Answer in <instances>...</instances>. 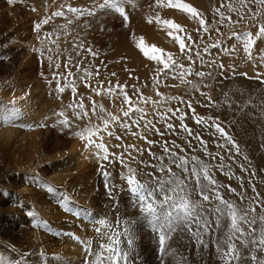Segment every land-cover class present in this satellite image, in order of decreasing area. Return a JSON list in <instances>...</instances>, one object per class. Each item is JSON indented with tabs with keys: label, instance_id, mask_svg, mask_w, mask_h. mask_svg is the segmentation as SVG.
<instances>
[{
	"label": "rangeland",
	"instance_id": "374dc122",
	"mask_svg": "<svg viewBox=\"0 0 264 264\" xmlns=\"http://www.w3.org/2000/svg\"><path fill=\"white\" fill-rule=\"evenodd\" d=\"M183 2H188L202 15L207 32L203 31L199 20L195 18L194 23L190 24L185 19H175L174 22L183 29L179 33L157 23V15L165 20L170 12L169 8L155 6V0H133L131 4H123L128 15L127 27L123 17L110 8L96 7L95 15L92 16L87 13L76 16L66 12L69 4L81 9H92L103 3V0H0V113L12 106V109H28L43 114L37 119V125L23 126L22 132L15 135V141L11 140L7 146L0 144V264H45L47 255L52 252L55 255V248L63 247L61 235L68 236L74 232L75 223L72 220H81L84 231L89 229L92 232L97 213L108 217L104 219L105 232L109 235L114 230L121 233L118 247L130 251L132 259L129 264H160L157 259L158 233L153 232L149 218L137 205L135 194L130 192L126 180L121 178L122 174L127 173V168L118 158L110 157L109 161L103 162V170L110 176L102 173L97 158L86 156L85 167L72 171L67 178L57 180L50 174L57 172L55 163L59 160L52 156L61 151L62 143L67 142L69 133L90 125H103L104 119H110L109 113L120 118L117 127L112 126L114 135L109 152L117 157L123 154L127 166L136 170L137 179L147 183L150 189L157 186V178L160 184L167 187L164 178L169 173L167 170L161 173L158 168L161 163L168 165L175 176L185 181L188 198L203 206L197 211H202L210 221L208 233L204 236L207 248L198 245L186 230L177 228L166 241V250L171 254L166 257L165 264H223L218 258L216 245L220 244L227 250L226 240L235 243L240 253L241 259L234 264H253L250 259L253 253L252 237L243 238L249 240L247 247L237 239L240 236L238 232L229 240L231 217L227 209L213 199L211 191L207 193L209 201L202 200L201 190L197 188L191 173L194 163L191 158L196 157L208 166L209 175L218 186L217 191L223 200L234 206L238 217L247 214L249 218L256 219L252 227L257 230L253 236L258 237L260 230L264 229V221L259 219L264 216V36L254 38L253 35L264 25V7L254 3L243 7L240 0H214L215 3L211 2L207 6L197 1ZM221 4L225 6L221 7ZM228 4L235 10H229ZM218 8L226 18L222 24L219 23L221 16L216 11ZM258 8L260 15L252 19V14ZM56 11H65V16L53 17L42 26L39 33L34 30L36 23L51 17ZM149 16L153 17L151 23L148 21ZM69 20L71 23H68ZM161 31L164 32L163 36L159 35ZM169 31L183 36L186 44L189 43L187 36L191 35L194 42L191 60L180 52L178 42L168 34ZM46 33L53 35L47 38ZM232 33H237V36H232ZM247 34H251L255 40L251 57L244 51ZM141 39L149 50L155 46L163 50L162 54L172 53L173 59L185 69L190 66L191 72L185 74L183 80L178 73H169L167 76L161 74L157 78L156 69L162 65L141 51L137 46ZM161 39H164V45ZM27 42L32 47L28 48ZM89 47L97 53L95 57L88 53ZM205 48H208L207 52ZM197 52H200L199 57ZM254 54L258 59L253 63L254 67L248 69ZM57 63L59 68H56ZM66 63L69 64L67 69ZM77 64L80 66L79 72ZM85 68L91 72V76L85 75ZM69 71L73 75L68 79L75 80L77 87L75 96L70 88L62 94L55 93V81L49 85L48 80H52L53 73H56L63 85ZM200 72L204 75H197ZM257 73L260 74L259 78ZM81 76H84V80L80 79ZM157 79L158 83L155 82ZM117 84L124 85V91L134 106L144 110L143 119H139L141 113L136 111L130 117L123 116L129 105L124 102ZM109 86L115 91H105ZM93 88L100 89V94L93 92ZM15 91L17 96L13 95ZM141 96L144 100L140 99ZM81 97L88 116L78 120L68 105L79 101ZM93 102L96 105L95 115L92 112ZM189 103L196 115L206 119L211 117L208 126L195 122ZM23 106L26 107L21 108ZM178 108L186 114L183 123L191 129V135L180 128L181 122L171 112L168 113V120H161L157 116V112L163 114L167 109L175 111ZM61 111L71 122L70 127L65 128L58 123L64 119L58 115ZM132 119H139V128L132 125L129 130L120 126L125 120L131 124ZM145 120H151L155 129H159L163 135L154 129L145 128ZM212 121L219 123L232 137L239 152L215 132L211 127ZM166 123H171L173 130H169ZM134 132L138 135H133ZM32 136L38 143L42 140L36 150L35 146H31ZM197 137L206 142L207 152ZM221 144L224 147H220ZM165 145L169 152L189 160L187 174L176 165L169 164L171 157L164 151ZM160 157L164 158L162 162L158 159ZM51 165L56 168L54 172L42 169ZM200 183H206L203 177ZM88 186L92 188V193L88 191ZM84 187L89 189L84 194L81 216H78L76 210L68 211L67 201L74 198L72 194L79 195L77 190H83ZM162 195L157 191L156 199H161ZM218 205L224 210V215L219 216V225L217 214L213 212ZM251 208H255L254 213L250 211ZM39 210L42 212L38 213ZM238 224L245 233L249 231L242 220L238 219ZM104 238L105 244L109 243ZM129 239L134 241L130 248L127 244ZM88 241L87 245L90 244L92 250L96 251L102 239L92 234ZM53 242L61 244L53 246ZM83 254L78 264H85L86 258L91 259L88 248ZM255 254L258 258L264 257V253L259 251H255Z\"/></svg>",
	"mask_w": 264,
	"mask_h": 264
},
{
	"label": "snow or ice",
	"instance_id": "6c2138e0",
	"mask_svg": "<svg viewBox=\"0 0 264 264\" xmlns=\"http://www.w3.org/2000/svg\"><path fill=\"white\" fill-rule=\"evenodd\" d=\"M132 2L133 0H103V3H99L92 9H81L77 7H72L69 4L66 7V12L75 14L76 16H83L85 15V13L92 16L95 15L96 7H98L99 9L110 8V9H114L115 12H118L123 17L124 25L125 27H127L128 15L125 12V8L123 4L125 3L131 4ZM250 3H254L261 7H264V0H240V4L243 7H247L248 4ZM155 6L164 7V8H173L186 12L193 18L199 20V24L203 28L204 32L208 31V28L205 26L206 22L202 18V15L197 11L195 7H193L188 3L183 2V0H155ZM224 6H225L224 4H221V7ZM227 7L229 10H235L232 8L231 4H228ZM216 11L219 12L221 16L219 23L221 24L224 23V20L226 19L224 17V14L220 12L219 8L216 9ZM249 11H251V9H249ZM258 15H260V8H258L257 11L252 14L251 18L255 19L256 16ZM63 16H65V11H56L52 13L51 17L42 19L40 20V22L36 23L34 25V30L39 33L42 26L48 24L53 17H63ZM155 19L157 23H162L166 26H169L171 29H175L176 33L183 31L182 26L180 24L175 23L174 21L161 20L159 15H157ZM227 19L231 21L230 17H227ZM152 20L153 17L149 16L148 17L149 23H151ZM68 23H71V20H69ZM217 31H219V29H217ZM168 34L170 36H173V38L178 42L180 52L184 54L189 60H191L192 43H194L192 41L191 35L187 36V40L189 41V43L186 44L185 38L183 36L174 34L173 31H169ZM52 35L53 33L45 34L47 38H50ZM256 35L264 36V25H261L259 27V31L257 32ZM232 36H237V33H232ZM217 44H219V41L217 42ZM254 44H255V40L252 38L251 34H247V40L244 43V51L248 53L249 57H251V49ZM137 46L151 60H155L158 64L162 65V67L156 69L157 78L161 74L167 76L169 73H172L173 75L178 73L180 78L183 80L185 74L191 72V67L189 66L187 69H185L182 64H178L173 59L172 53L162 54L163 50L155 46H152L151 50H149L148 48L144 47L142 39ZM80 47L83 48V45L81 44ZM87 51L89 54H91L94 57L97 55V53L93 52L90 47L87 49ZM204 51L207 52L208 48H205ZM41 55H43L42 52ZM77 55H79V53H77ZM196 55L199 57L200 52H197ZM48 59L51 60V57H48ZM201 62H203L202 58H201ZM59 67L60 65L59 63H57L56 68ZM68 67L69 64L66 63L65 68L67 69ZM76 67H77V71L79 72L80 71L79 64H77ZM220 67L222 68L223 65H220ZM83 71L85 75L91 76V72L87 68H85ZM98 72L99 69H97V73ZM41 75L43 76L44 73L42 72ZM72 75H73L72 72L69 71L67 73V76L64 77L65 82L62 85L60 81V76L57 75L56 73H53L52 80H48V84L51 85L54 80L55 93L62 94L65 92L66 89L70 88L73 96H75L77 92L75 80L70 81L68 79ZM197 75L203 76L204 73L200 72L197 73ZM259 76L260 74L257 73V78H259ZM80 79L84 80V76H81ZM155 82L158 83L159 80L157 79ZM116 87L120 89L121 94L124 97V102L129 105L128 110L123 112V116L130 117L131 113L133 111H136L141 113L139 119H143L144 110L134 106L130 97L124 91L125 86L117 84ZM92 90L97 95L100 94V89L93 88ZM105 91L112 93L115 91V89L109 86ZM140 99L144 100V97L141 96ZM68 107L74 110V115L78 120L88 116V113L84 111V103L82 97L79 99V101H74L73 103L69 104ZM188 107L191 110L193 114V119L195 120L196 123L204 124L205 126H208V121L211 120V117L206 119L205 117L196 115L195 109L191 107L190 103ZM75 109H79V111H75ZM15 111H16L15 108L11 109L6 116V120L11 121L13 119ZM92 112L93 115L96 114L95 102H93L92 105ZM169 112H171L172 116H174L176 119H178L181 122L180 128L185 132L189 133V135H191V129H189L187 125L183 123V121L186 118V114L183 112L182 109L178 108L175 111H173L172 109H167L163 114L157 112V116L161 120H168L170 118L168 116ZM177 113H179V115H177ZM58 115L60 117H64V119L59 120L58 123L62 124L65 128L71 126V122L65 116V113L63 111L59 112ZM109 117L110 119L103 120V127H100L99 125H92L90 127H86L84 131H74V135L78 136L81 140L86 141V143L84 144L85 149H88L89 146H94L98 150L96 151L95 156L98 162L101 164L102 166L101 170L105 176H110V174L103 170V162L109 161L110 157L112 159L118 158L120 163L122 165H125V167L127 168V173L122 174L121 178L126 180L130 192L135 194L137 198V205L138 207H140L141 211L145 213L149 218L153 232L158 233L157 259L160 261V264H165L166 257L171 254L169 251L166 250V241L171 238L172 234L177 230V228H180L182 231L186 230L196 240L198 245L202 244L205 248H207L208 245L207 242L204 240V236L208 233L210 227V221L208 220L207 216L203 215L202 211L201 212L197 211V208L202 209L203 206L199 202L194 203L188 198L187 186L185 184V181L175 176V174L172 173L171 168L168 165H164L163 163H161L158 168V171L163 173L165 170H167L169 173V176L164 178L167 187L160 184L159 178H157V186L154 189H150L147 183L140 182L137 179L136 170L127 166L128 162L123 158V154H121L120 157H117L116 154L110 153L108 147L104 143V136L101 135V133H106L109 137L113 136L114 133L108 130L109 125L120 121V118L118 116H113L111 115V113H109ZM139 119H132L131 124H129L128 121L125 120L120 124V126L129 130L131 129L132 125H136V127L139 128ZM144 126L145 128H148L150 130L154 129L158 134L163 135L162 133L159 132V129H155V125L151 120H145ZM165 126L169 130H173V125L171 123H166ZM211 127H213L215 129V132L218 133L221 137L225 138L226 143L232 144L233 147L236 148V151L239 152V148L235 145V142L232 140V137L228 135V133L225 131L223 127L220 126L219 123H217L216 121H212ZM84 132H87V135H85ZM132 134L138 135V133L135 132ZM197 138L201 139L200 137ZM116 139L119 140L120 137L117 136ZM97 140L99 142H97ZM201 145L204 147L205 152H207L206 142L203 141L202 139H201ZM116 147H120V145H116ZM220 147H224V145L221 144ZM164 151L168 153V155L171 157V159L169 160V164L176 165L177 168L183 170L186 174L189 172L188 159H186L184 156H178L175 152H169L167 145L164 146ZM158 159L162 162L164 158L160 157ZM191 159L194 162L191 167V173L192 176L195 178L197 188L201 190L200 194L202 200L209 201L210 197L207 193L211 191L214 194L213 199L219 201V205H223L224 208L227 209V212L231 217V235L229 236V240H231V237L235 236V234L238 232L240 233V236L237 237V239H240L241 243L245 247H247L249 240L243 238L245 236H251L253 253L250 254V259L253 262V264H264V257L258 258L257 255L255 254V251L264 253V229L260 230V235L258 237L253 236V233L257 231L252 227V225L256 223V219L249 218L247 214L238 217L237 211L234 208V206L230 202L223 200L219 191H217L218 186L216 185V181L209 175L210 169L208 168V166L203 164L196 157H192ZM201 177H203L206 183L204 184L200 183ZM157 191L163 194L162 198L159 200L156 199ZM230 191H235V190L230 189ZM219 205L213 209V212L217 214V225H219V216L224 215V210ZM250 211L254 213L255 208H251ZM29 214L31 215V213ZM238 219L242 220L244 224L248 226L249 231L247 233H245L244 229L239 226ZM259 219L261 221H264V216L259 217ZM100 223H104V221L101 220ZM193 227H195V231H193ZM95 230L98 233V235H100L101 237H106L109 243L105 244L101 242L99 244V249L96 251L92 250L91 245H87L88 253L91 256V259L86 258L85 264H129V262L132 259L130 251L122 250L118 247L120 243L121 233L119 231L114 230L113 233L109 235V233L107 232H101L99 228H96ZM126 234L127 233H125V235ZM133 243L134 241L132 239H129L127 241L129 248ZM224 243L227 244V250L221 247L220 244L216 245V252L218 253V258L221 261H223V264H234L235 261H239L241 259V256L237 249L236 244L230 243L228 240L224 241Z\"/></svg>",
	"mask_w": 264,
	"mask_h": 264
},
{
	"label": "bare ground",
	"instance_id": "6f19581e",
	"mask_svg": "<svg viewBox=\"0 0 264 264\" xmlns=\"http://www.w3.org/2000/svg\"><path fill=\"white\" fill-rule=\"evenodd\" d=\"M191 2H195L197 1L198 4H203V5H209L211 2H214V0H190ZM216 2V1H215ZM214 2V3H215ZM219 2V1H218ZM188 3V2H186ZM169 12H170V16L169 14H167L165 20H171V21H176L175 19H185L186 22L188 24L190 23H194V18L192 16H190L188 13L186 12H181L180 10L178 9H173V8H169ZM161 30H164V29H161ZM168 30V29H167ZM147 31V30H146ZM160 31V30H159ZM163 33L164 32H159V35L160 36H163ZM146 34V33H145ZM158 35V34H157ZM169 36V35H168ZM254 38L257 36L256 33L253 35ZM153 38V37H152ZM168 38V37H167ZM160 40V38H159ZM243 40V38L241 39ZM162 42V45L165 44L164 42V39H161ZM170 42V41H168ZM241 42V41H240ZM171 44V43H170ZM27 45H28V48L32 47V44L27 42ZM137 48V47H136ZM32 49V48H31ZM132 50V49H131ZM139 53V52H137ZM257 54V53H256ZM139 55V54H137ZM135 56L136 58L138 56ZM260 56V55H259ZM134 57V58H135ZM133 58V59H134ZM147 58V57H146ZM145 59V58H144ZM258 59V56L257 55H253L252 59H251V63H249V65L247 66L248 69H252L254 67V64H255V60ZM142 60V59H141ZM135 61V60H134ZM150 61V60H149ZM145 62V61H144ZM152 62V61H151ZM257 62V61H256ZM143 63V62H142ZM141 63V64H142ZM254 63V64H253ZM137 64V63H136ZM134 65V63H133ZM144 66V64H143ZM142 66V67H143ZM17 92L15 91V93L13 95L17 96ZM19 106H22V105H19ZM26 106H23L21 108H25ZM12 109V106H9L8 109H6L4 112H1L0 113V144L2 146H7L9 144V142L12 140V141H15L14 139H16L15 135L16 134H19L20 132H22V127H28L30 124H36L38 121L37 119L40 118V116H42L40 113L36 112V111H29L28 109H26V111H23L21 109H16L15 111V114L13 116V119L11 121H8L6 120V116L7 114L9 113V111ZM105 116V115H104ZM45 117V116H43ZM108 117V116H107ZM44 119V118H43ZM46 121V119H45ZM45 121H43L45 123ZM92 121V120H91ZM90 121V122H91ZM40 122V121H39ZM41 123V122H40ZM39 123V124H40ZM93 123V122H92ZM91 124V123H90ZM94 124V123H93ZM37 125V124H36ZM83 125V124H81ZM99 125L100 127H103V125H101V123L97 124ZM114 125H116L117 127V123H113V124H110L109 125V131H112L114 132V128H112V126L114 127ZM34 126V125H32ZM92 126V125H90ZM88 126V127H90ZM32 128V127H31ZM30 128V129H31ZM35 129V127L33 128ZM85 127L80 129V130H77V131H84ZM36 130V129H35ZM39 130V129H37ZM41 130V129H40ZM27 131V130H26ZM32 132V131H31ZM35 132V131H34ZM42 132V130H41ZM28 133V132H27ZM39 134V133H38ZM85 135H87V132H84ZM22 135H24L22 133ZM101 135L104 136V143L106 144V146L108 147V149L110 150L111 148V144H112V139H113V136L109 137L106 133H101ZM38 136V135H37ZM40 136V135H39ZM20 137V135H19ZM31 137V136H29ZM28 137V138H29ZM25 138V136H23V139ZM32 144L31 146H35V150L37 149V144L40 143V140L39 143L36 142L37 140L35 139V136H32ZM40 138V137H39ZM34 139L36 141H34ZM43 139V138H41ZM67 142L66 143H62V149L59 153H57L56 155H53V159L57 158L59 159L57 161V163H55V165L57 166V172H54L53 170L56 169L55 166L51 165V166H45L44 168L42 169H46L47 171H53L54 173H50L51 175H53V178L55 177V179H61V178H64V177H68L70 175V173H72V171H77L78 168L82 167L84 165V160H85V156L87 158H96L95 156V153L96 151H98L94 146H89L88 149H85L84 148V144L86 143V141L84 140H81L78 136L74 135V132H71L69 133V137L68 139H66ZM129 140V139H128ZM122 141V140H121ZM125 141V140H124ZM97 142H99L97 140ZM120 144V143H119ZM125 144H128V143H125ZM129 145V144H128ZM60 147V146H59ZM58 147V149H59ZM128 148V147H127ZM129 149V148H128ZM51 151V150H50ZM50 153V152H48ZM48 155V154H47ZM37 156V154H36ZM39 157V156H38ZM50 157V156H49ZM37 158V157H35ZM42 158V157H41ZM51 158V157H50ZM46 159V158H45ZM47 160H49L47 158ZM46 160V161H47ZM39 161V160H38ZM35 162V161H34ZM90 162V161H89ZM37 163V162H36ZM41 163V162H40ZM38 163V164H40ZM35 164V163H34ZM37 164V165H38ZM86 164V163H85ZM133 164V163H132ZM33 165V164H32ZM140 165V164H139ZM41 166V165H40ZM33 167H36V166H33ZM85 167V166H83ZM33 169V168H32ZM36 171V170H35ZM34 172V171H33ZM49 175V174H48ZM72 175V174H71ZM78 176V175H77ZM60 177V178H58ZM65 178V179H66ZM75 179V178H74ZM56 180V181H57ZM77 181V180H76ZM59 182V181H58ZM91 182V181H90ZM80 183V181L78 182ZM84 183V182H83ZM88 184V182H87ZM90 184V183H89ZM63 185V184H62ZM86 185V184H85ZM98 185V184H97ZM25 186V185H24ZM64 186V185H63ZM78 186V185H77ZM84 186V185H83ZM82 186V187H83ZM75 187V186H74ZM89 187V186H88ZM69 188V187H68ZM90 188V189H89ZM89 188H86L84 187V189H78L77 190V194L78 192L80 193L79 195H76V196H73L72 194V197H74L72 200L70 198V200H68L67 202L69 203V207L67 205V207L69 208L68 211H71L72 209L73 210H76V213L78 216H81V205L83 204V200H84V194L88 191H91L92 193V188L89 187ZM25 190V189H24ZM73 190V189H72ZM81 191H82V194L81 195ZM74 192V191H73ZM71 194V193H69ZM89 194V193H88ZM23 195V194H22ZM87 196V195H86ZM67 198V197H66ZM21 199V197H20ZM86 199V198H85ZM22 200V199H21ZM49 200V199H47ZM32 201V200H31ZM50 201V200H49ZM36 203V202H35ZM22 204V203H21ZM40 204V203H39ZM41 204H42V200H41ZM133 205V204H132ZM33 208V207H32ZM41 209V208H40ZM45 210V208H44ZM67 210V209H66ZM46 211V210H45ZM96 211V210H95ZM100 211V210H99ZM42 210H39L38 213H41ZM48 212V211H47ZM46 212V213H47ZM97 212V211H96ZM43 215V214H42ZM41 215V216H42ZM57 215V214H56ZM139 215V214H138ZM44 216V215H43ZM94 216V215H93ZM107 216H104V214H101L100 215L97 213L96 214V224H95V227L92 229V232L96 229V228H99L101 230V232H105V230L107 229L106 228V224L104 223H100L101 220H103L105 222L104 219L107 220L106 218ZM141 219V218H140ZM42 221V220H41ZM81 221V220H80ZM79 220H72L73 223H75L74 225V228H73V231L74 232H71L68 236L66 235H61V237L64 239L62 241V245L63 247L61 248H55V251H57V253H55V255H47V259L46 261L44 262L45 264H78V261H79V257L80 255H82L83 253H85L87 251V244L89 243L88 239L89 237L92 235V234H95L97 238H101L102 239V242L105 243V238L104 237H101L100 235H98V233L96 232V230L92 233L90 232V230L88 229L84 231V228H82L81 226V222ZM111 221V220H110ZM95 223V222H93ZM106 223V222H105ZM72 224V223H71ZM2 225V224H1ZM44 225V224H43ZM113 225V224H112ZM47 226V225H46ZM72 226V225H70ZM120 226V225H119ZM46 229V228H45ZM60 230V229H59ZM140 230V229H139ZM43 231V230H42ZM61 231V230H60ZM56 233V232H55ZM68 234V233H67ZM50 236V235H49ZM43 237V236H42ZM61 238V239H62ZM57 239V238H56ZM39 240V239H38ZM40 240H41V237H40ZM49 240V239H48ZM59 240V239H58ZM39 242V241H38ZM42 243V242H41ZM91 243V242H90ZM53 246L56 245H60L61 243L60 242H53L51 243ZM107 244V243H106ZM90 245V244H89ZM141 246V245H140ZM53 248V247H52ZM42 249V248H41ZM51 249V248H50ZM142 249V248H141ZM51 253V252H50ZM146 254V253H145ZM144 254V255H145ZM84 255V254H83ZM87 256V255H86ZM83 257V256H82ZM40 260V259H39ZM84 261V260H83ZM41 262V261H40ZM40 264V263H38Z\"/></svg>",
	"mask_w": 264,
	"mask_h": 264
}]
</instances>
